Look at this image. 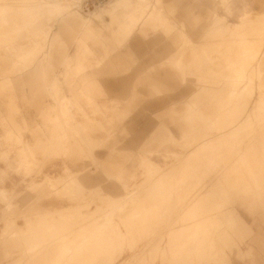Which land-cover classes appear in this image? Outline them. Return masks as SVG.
<instances>
[{
  "label": "rangeland",
  "instance_id": "rangeland-1",
  "mask_svg": "<svg viewBox=\"0 0 264 264\" xmlns=\"http://www.w3.org/2000/svg\"><path fill=\"white\" fill-rule=\"evenodd\" d=\"M26 1L0 0V86L10 80L11 88L0 94V111L7 121L0 125V264H264V20L248 22L262 11L264 0H138L145 11L132 34L121 46L108 30L97 42L86 39L91 53L77 73L61 61L64 54L73 57L77 51L74 33L62 32L60 44L49 54V33L40 40L31 36L38 26L34 15L45 0H33L39 4L31 10ZM74 1L57 0L58 10H75ZM79 6L84 17L96 8L82 11ZM121 12L124 8L119 7ZM58 21L53 14L52 30L58 31ZM21 31L27 34L20 37ZM26 50L32 54L25 55ZM206 54L222 58V65L226 56H235V64L229 62L219 72L188 67L193 56L212 65ZM38 60L44 61L41 69ZM183 70L206 86L221 79L214 87H225L229 94L218 109L227 118L208 123L188 108L192 99L206 93L201 86L181 84ZM159 71L172 73V79L154 82ZM238 72L243 76L236 77ZM260 74L261 98H256ZM55 79L61 88V97L54 96L56 104L50 93ZM156 100L163 103L154 105ZM50 106L55 110L47 114ZM54 114L49 121L48 115ZM181 127L186 136L179 144ZM6 129L14 133L4 135ZM170 136L177 142L169 141ZM112 148V159L125 162L134 173L118 198L83 179L105 175ZM143 150L154 167L146 159L138 166ZM165 151L177 153L167 157ZM64 165L81 186L59 178ZM2 187L14 192L12 215L3 214L11 203ZM37 195L58 199L65 207L36 215L41 213ZM187 195L196 200L203 196L206 226L225 211L230 210L232 219V211L241 217L243 226L229 220L231 225L221 224L217 230L230 233L236 247L194 262L198 256L193 245L189 251L185 245V237L193 239L194 234L183 227L186 220L194 221L186 211L192 200ZM210 248L199 251L208 254Z\"/></svg>",
  "mask_w": 264,
  "mask_h": 264
},
{
  "label": "crops",
  "instance_id": "crops-1",
  "mask_svg": "<svg viewBox=\"0 0 264 264\" xmlns=\"http://www.w3.org/2000/svg\"><path fill=\"white\" fill-rule=\"evenodd\" d=\"M57 5H58L57 0H45L41 4V7L39 5V11H38V13H36L34 15V18H33V21L38 24L37 30L36 31L32 30L33 34L31 36H34L35 39L40 40L47 33H49V39H48L47 46L49 47V54H50V52H51L50 49H52L54 47V45L60 44V37H61L62 32H70L72 34L74 33L73 39H75V42L77 45V51L75 52L73 57H70L68 54H64L65 58H64V60H62V57H61V61L64 62L66 64V66H68V67L73 65L75 67L76 73L82 71V69L84 68L83 62L85 61L86 54L91 53V50L88 48V45H86V39H91L94 42H97L98 38L100 36H102V32L104 30H108L111 33L112 37H114L116 45L121 46L123 39L125 37H127L128 35L132 34L134 27L139 23V20L142 19L141 17L143 16V13L145 11V9H143L142 5L139 4L138 0H137L136 5H132L130 0H109V2L107 3L106 7L103 10H100L96 13H93L89 18H86V17L82 16L77 10H73V9H70L71 12H68V13L67 12H60L58 10ZM119 7L124 8V12H121L120 14H118L117 9ZM188 12L190 13V9H188ZM262 13H264V5L262 6V11L260 13H258L255 16V18H252L248 22H261V19L264 20V14H262ZM53 14H56L59 17L58 31L52 30V26L50 25L52 18H53ZM247 14H248V12L246 11L241 15V18H240L241 21L238 24L239 27L244 24V18L247 17ZM105 16L109 17V21L104 20ZM256 18H258V19L255 20ZM160 19L163 21L166 20L165 17H162V13H160ZM95 21H98L99 24L94 23ZM47 30H49V31L46 32ZM24 32L25 31H21L20 37L27 34ZM120 37H122V38H120ZM229 52H231V51H229ZM239 52H240V49L235 51V55L238 54ZM253 52H254V54L256 53V51H253ZM250 53H251V51H250ZM49 54H47V53L45 54L46 59H44V60L47 62H49V60L47 58V56ZM206 55H207V57H209L211 59L212 65L208 62L207 59H204L203 57L193 56V58L188 59V62L190 63L188 65V67H192V68L198 67V68H202V69L204 68L207 70V72L208 71L219 72V71L224 70L227 67L229 62H232L235 64V56L233 58L226 56L225 57L226 62H225V64L222 65V64H220L222 58L215 57V56H212L209 54H206ZM178 61H179V59H178ZM43 62H44L43 60H38L36 67L41 69L42 68L41 66H43V64H44ZM192 62H201L202 64L192 65ZM257 66L258 65H256V67ZM159 72L155 73L156 79L154 80V82H157V81L159 82V79H161L162 81L167 80V79H172V77H173L172 73H169L167 71H164V73H162V72L159 73ZM65 73H67V72H65ZM39 74L41 76H45L42 71L39 72ZM187 74H190V73L185 71V70L182 71L181 78H180L181 84H192L195 86L198 85L197 86L198 88L201 86L200 87L201 91L206 93V97H198V98L192 99V101H191L192 103H190V105H188V108H192V110L195 112L196 115L202 116L204 118V120H206L208 123H210L211 119L227 118L228 114L226 113V111H222L219 113L218 109L220 108L222 101H224L225 98L227 97L228 92H227L225 87H218V88L214 87L215 83L219 84L221 79H219L217 81L210 82V86H206L203 83H201L202 82L201 80L194 81V80L190 79L187 76ZM250 76H251L250 79L254 80L253 73H250ZM9 82H10V80H8V83ZM8 83L6 82L5 84H2L0 86V89L2 90L0 94H3L7 87H9V89H11ZM256 88H257V97L256 98H261V74H260L259 78L256 79ZM60 90H61V88L55 79L51 83V91H50L53 99H54V96L61 97ZM262 91H264V89H262ZM196 92H198V89H196ZM256 98H253V99H256ZM62 99L60 98V100H62ZM64 99L67 102L70 101L67 98V96H64ZM54 103H55V99H54ZM162 103H163V100H159V101L156 100L155 103L153 102L154 105H158V104H162ZM153 104H150V106L151 105L153 106ZM51 109L55 110V106L48 107L47 111H45V112L47 114H49V111ZM171 112L173 113L174 110L172 109ZM48 117H49V121H51L56 117V115L55 114L52 116L48 115ZM171 118H173V117L171 116ZM12 123L14 125H16V123L14 121H12ZM46 123L47 122H45V124ZM0 125H2V126L7 125L6 118L1 111H0ZM180 129H181V136H180V141H178V143L182 144L185 142L184 137L186 136V134H185V130L183 127H181ZM51 131L50 130L46 131L47 132L46 135L50 138L53 135V132H51ZM9 132L14 133L12 130L6 129L4 131V135H6ZM215 133H217V132H215ZM221 134L229 135V134H231V132L228 133L227 131H223ZM4 135H2V136H4ZM203 135H204V132L202 133L200 138ZM107 137H109V134L104 137L105 141H107L109 139ZM99 138L101 139L102 137L98 136L96 139H99ZM169 141L177 142L172 136L169 137ZM157 142L160 143V141H157ZM202 145L203 144H201L200 146H202ZM87 150H88V156L91 159H93L94 158L93 157L94 152H93L92 147H90V145H88ZM161 150H163V149L149 150L147 153H150L149 155H153L152 154L153 152H159ZM112 151H114V148H112L110 150L108 159L106 161V163L109 164L108 165L109 168L107 170H105V172H104L105 175L102 178L101 177L95 178V177H92L90 174H87L86 176L83 175L84 176L83 179H85V182L88 183L89 187L95 186V187L99 188V190H104V191H106V195H109L110 193H116L115 194L116 196H114L113 198H115V197L118 198V197H121L125 193V188L130 185V181H131V178L134 177V173L129 170V167L126 166L125 162L113 160L112 159ZM142 152L143 153L140 154V156H139V162H138L139 167H140V163H141V161H143V159H146V161H150L148 159L149 155L144 154L146 152V150H143ZM165 153H168V155H165L168 157V156H171L173 153H177V152L165 151ZM169 154H171V155H169ZM143 164H146V163H143ZM147 165H152L154 167V164L152 162L147 163ZM62 173H63V176H60L59 178L65 180L64 181L65 183L70 182L72 180L81 186V183L78 182L79 181L77 179L78 177L76 175L73 176L71 174V171L69 170V168L66 165L63 166V172ZM45 175H50V174H45ZM52 177H54V176H52ZM53 181L56 182V181H60V180H58L56 178ZM85 182L83 183L84 185L82 184V187L86 186ZM188 182L190 183V181H187V182H185L186 183L185 185H189ZM1 184H3L2 177H0V187H1ZM2 188L5 191H7L4 187H2ZM118 191H120L121 194H119V193L117 194ZM12 193H14V192H12ZM12 193L8 192V201L9 202H10V198L14 197V194H12ZM178 195H179V193H178ZM186 197H189V199L192 198L188 195ZM202 197L203 196H201L197 200L192 198L193 205H191L192 200H188V203L185 204L186 211L188 210V215L191 216L193 214V216H194V221L192 223L187 222V220H186L185 224L183 225L185 230L188 229L190 233L193 232V234H194L193 239L190 237H188V239H187L185 237V245H188V251L192 250L191 247L193 245V250H194L195 254H197V256H198L197 258L194 259V262L198 261L199 258L209 257V256L211 257L215 254L223 255V254H225V249H228L231 251L233 249V247H236V242H235L234 237H232V235H230V233H228L225 229L221 230V232L218 231L219 233H217V230L219 229V226L221 224L231 225V223H228L229 220H233L234 223L236 222L235 218L232 219L229 216L230 210L228 212L225 211L224 213H221L220 214L221 216L218 215L216 218L217 221L215 222L214 225H210V227L206 226L205 221H203L202 216H201L202 215V213H201V210H202L201 199H202ZM37 202L38 203L36 204V207L38 209H40L41 213L37 212L36 215H41L43 213L44 214L45 213L50 214V213H54V212H59L60 209H63L65 207L64 205H61V203H62L61 201H59L58 199H55V198H50V197L45 198V199H39L38 195H37ZM211 203H213V202L211 201ZM218 203H220V202H218ZM218 203H213V204L217 205ZM4 205H6V204H4ZM232 212L235 216L238 215L235 211H232ZM3 214L12 215V203H11V210L8 209V207L6 206V212H4ZM225 216H228V217H225ZM237 218H238L240 223H243V221L239 215L237 216ZM13 219H15L14 223L16 225L17 216L14 215ZM179 228H182L181 222H179ZM205 231H209V232L206 234ZM200 233L201 234L204 233V236H203L204 238L201 237V235H199ZM236 236H237V234H236ZM208 245L211 246L210 252L208 254H202V251H199V250L201 249L202 246H208ZM212 251H214V253Z\"/></svg>",
  "mask_w": 264,
  "mask_h": 264
},
{
  "label": "bare ground",
  "instance_id": "bare-ground-1",
  "mask_svg": "<svg viewBox=\"0 0 264 264\" xmlns=\"http://www.w3.org/2000/svg\"><path fill=\"white\" fill-rule=\"evenodd\" d=\"M26 1V0H25ZM27 3L25 4V5H28V7H29V9L31 10V8L30 7H32V6H35V7H38V5L37 4H39V2H37V1H33V0H27L26 1ZM80 2H81V0H78V1H74V8H75V10H77V7L80 5ZM108 3V2H107ZM106 5L107 4H105L104 6H102V7H96L93 11H91L89 14H88V16H86V18H89L93 13H96V12H98V11H100V10H103L105 7H106ZM28 7H26V9H28ZM40 7H41V5H40ZM33 8V7H32ZM34 10V9H33ZM6 11V10H5ZM29 11V10H28ZM78 11V10H77ZM1 12V11H0ZM10 14V13H9ZM10 15H12V14H10ZM14 17V16H13ZM8 20H9V18H7ZM11 19H13V18H11ZM11 19H10V21H11ZM5 21H6V19H5ZM264 25V24H263ZM250 26H253V24L252 25H250ZM251 28H255L254 26L253 27H251ZM256 30V29H255ZM38 45V44H37ZM246 51H249V50H246ZM246 51H245V54H246ZM23 53H25V55H28V54H32V52H31V50H26L25 52H23ZM248 53V52H247ZM248 56H250V55H248ZM245 57H247V56H245ZM245 59V58H244ZM242 60V59H241ZM244 61V60H243ZM245 62V61H244ZM240 64H241V62H240ZM245 64V63H244ZM241 66H243V65H240V68H241ZM244 67H245V65H244ZM244 69V68H243ZM244 71V70H243ZM246 72V71H245ZM243 75L241 74V72H238V74L236 75V77H242ZM231 94V93H230ZM229 95V94H228ZM130 197V196H129ZM129 197H127V198H129ZM129 200V199H128ZM132 200V199H131ZM131 200H129V201H131ZM125 201H127L126 199H125ZM128 203V202H127ZM122 205H124V204H122ZM123 208V207H122ZM238 216V215H237ZM237 216H235L236 217V220H237V223H240L239 222V220H238V218H237ZM241 221V220H240ZM244 224V223H243ZM240 225L241 226H243L242 225V223H240ZM246 230V229H245ZM243 231V230H242ZM245 232V231H244ZM243 232V233H244ZM248 232V231H247ZM241 234V233H240ZM245 234V233H244ZM247 234V233H246ZM243 235V234H242ZM244 236V235H243ZM246 237V236H245ZM160 242V241H159ZM159 248V247H158Z\"/></svg>",
  "mask_w": 264,
  "mask_h": 264
},
{
  "label": "built area",
  "instance_id": "built-area-1",
  "mask_svg": "<svg viewBox=\"0 0 264 264\" xmlns=\"http://www.w3.org/2000/svg\"><path fill=\"white\" fill-rule=\"evenodd\" d=\"M107 0H83L80 2V9L82 11H89L95 7H98L99 5H102Z\"/></svg>",
  "mask_w": 264,
  "mask_h": 264
}]
</instances>
